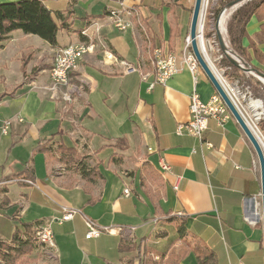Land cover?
I'll return each instance as SVG.
<instances>
[{
  "label": "crops",
  "instance_id": "1",
  "mask_svg": "<svg viewBox=\"0 0 264 264\" xmlns=\"http://www.w3.org/2000/svg\"><path fill=\"white\" fill-rule=\"evenodd\" d=\"M41 1L67 18L56 45L19 30L0 42V240L22 234L25 223L34 230L50 222L57 264H144V254L161 264H199L198 254H212L211 264H264L259 165L245 134L233 117L209 119L201 140L176 134L189 120L190 94L205 102L216 93L201 68L194 76L183 67L149 89L152 49L179 55L191 0H132L124 33L107 18L116 0ZM259 24L249 19V37ZM89 42L94 53L69 81L83 80V92L67 104L65 86L49 88L54 53ZM105 49L134 70L105 61ZM59 143L77 163L60 161ZM64 208L80 214L60 224ZM83 216L111 231L85 239Z\"/></svg>",
  "mask_w": 264,
  "mask_h": 264
},
{
  "label": "trees",
  "instance_id": "2",
  "mask_svg": "<svg viewBox=\"0 0 264 264\" xmlns=\"http://www.w3.org/2000/svg\"><path fill=\"white\" fill-rule=\"evenodd\" d=\"M233 1L235 0H219V6L215 10V15L217 16ZM252 16H255L260 24L258 32L254 33L252 37H249L245 27ZM66 19V16L62 13L56 12L52 14L41 0L2 2L0 3V42L6 40L12 32L19 30L26 35H36L49 45L55 46L58 31L68 30ZM226 32L230 52L236 55L242 65L251 67L255 72H260L258 68L251 64V61L255 60L264 65V54L257 48V45L264 46V0H248L240 5L229 18ZM244 38L248 40L246 47L242 45ZM188 49L191 51L190 47ZM248 50H251L252 54ZM219 64L222 68L229 67L231 69L232 74H229L227 70L225 74L232 80L237 81L240 91L245 86H249L248 82L244 79L241 69L231 64L226 56L222 57ZM258 126L264 134V119L259 122ZM41 150L46 151L47 149L45 146H42ZM55 151L59 154L60 161L66 167L78 162V155L75 150L66 147L62 143L57 145ZM23 227V233L16 232L10 243L0 241V259L6 264H28L30 262L27 261L25 255L32 254L35 248L34 230L32 224L25 223ZM183 231L184 226L182 223L178 227V233L181 234ZM144 256V264H161V262H156L145 254ZM163 256L161 254V258ZM197 260L199 264H211L212 254H198Z\"/></svg>",
  "mask_w": 264,
  "mask_h": 264
},
{
  "label": "built area",
  "instance_id": "3",
  "mask_svg": "<svg viewBox=\"0 0 264 264\" xmlns=\"http://www.w3.org/2000/svg\"><path fill=\"white\" fill-rule=\"evenodd\" d=\"M132 0H116L117 6L110 9L107 13V18L113 29L119 33H124L132 25V16L135 10V4H131ZM224 14V13H223ZM219 29V26H218ZM221 34L225 33V28L221 30ZM189 40H187L186 48H184L179 55L174 54L166 47L157 46L152 49V56L155 58V65H153V72H159V79H153L149 84V89L153 87L154 84L165 85L170 78L179 73L183 67L192 74L196 75L199 70V65L190 50H187L189 45ZM227 46V44L225 43ZM94 46H91V43H83L79 45H68L65 48H59L55 51L54 57H56L55 70L50 71V90L56 91L58 88H64L65 80L62 78V67L64 65V58L77 57V54L81 53H94ZM105 61L115 62L125 71H133L134 67L125 62L124 60L118 59L111 51L103 50L102 53ZM213 74L220 82L221 86L226 91L228 97L233 102L234 106L241 115L240 110L232 100L229 92L222 83V79L216 76L214 68L212 67ZM148 74H142V79L146 80ZM224 82V81H223ZM85 82L79 80V95L83 92ZM228 86V85H226ZM62 100L69 103L68 96L62 93ZM258 101V100H257ZM262 110V107H261ZM263 112V111H262ZM232 115L230 114L228 108L220 98V96L215 93L207 101H202L199 98V95L196 91H193L189 96V120L186 123L178 124L176 127V134H188L202 139L203 133L207 129V123L209 119L216 120L220 125L224 124ZM242 117V115H241ZM244 120V118L242 117ZM245 122V121H244ZM246 123V122H245ZM10 121H4L1 132L6 134L8 132ZM254 135V134H253ZM264 138V137H263ZM161 167L165 170H169V166L166 163L161 162ZM129 190H124V195H128ZM80 214L79 210L72 208H64L60 218H56V222L63 223L73 218V216ZM89 218L83 216V221L86 227L85 239H93L99 237L104 232H110L111 230L107 227H102V231H93L91 228H88ZM37 231L41 232V239H46V249H39L41 252H47V260L51 264H57V250L54 240L53 233L50 228V222L43 223L36 227ZM35 244L36 240L34 239Z\"/></svg>",
  "mask_w": 264,
  "mask_h": 264
},
{
  "label": "rangeland",
  "instance_id": "4",
  "mask_svg": "<svg viewBox=\"0 0 264 264\" xmlns=\"http://www.w3.org/2000/svg\"><path fill=\"white\" fill-rule=\"evenodd\" d=\"M245 1L246 0H244L242 3H239L238 5H236L232 8H227V7L224 8L216 16L215 10L218 9L219 0H206V2H205L206 7L204 6V13H203L205 19H204V29H203L202 42L204 44V51H206L205 53H206L207 57L206 56L205 57L208 58L211 66H213L219 73H221V70H224V73L221 74V77L226 82V85H228L229 89H232V87L237 88V90L239 92V96H237V98L235 99L237 105L240 108L245 109V106L248 103L247 100H253V101L258 100L261 102V107H262V110L260 108L261 116H260L259 121H257L256 126H257L258 130L260 131L262 137H264L263 132L260 130V128L258 126L259 122L262 119H264V80L260 81L254 73L244 74L243 73L244 71L241 69V71L244 75V79L248 82V85L250 86V88H249V86H245L244 89L242 91H240V89L236 83L237 81L232 80L229 76L227 77L225 74L226 69L220 67V64H219L220 60L222 59L223 56H225V54L222 52V50L220 48V45H219V42L217 39L216 27L218 29L219 23L223 19V27L225 28V33L221 34L219 29H218V32L220 33V36L223 39L224 44L225 43L227 44V46L225 45L227 48L226 52L229 55H233L229 49V42H228V38H227L226 26H227V22H228L229 18L231 17L232 13L240 5H242ZM193 5H194V0H191V2L189 4V10H187L188 14H187V19H186L185 31L182 35L181 42H180L181 43V46H180L181 51L184 48H186V45H187V39H188V35H189V26H190V20H191ZM188 47H187V50H189ZM242 66H244V65H242ZM244 67L247 68L249 66H244ZM199 69H200V67H199ZM228 73L232 74V71H228ZM231 118H232V116H231ZM250 120H252L251 117H250ZM35 229H34V231H35ZM22 237H23V235H22ZM33 237H34V233H33ZM5 242L10 243L7 241H5ZM25 256L27 258V261H30V262H28V264H51L44 257V255H42V252H41V250H39V247L37 244L35 245V248H34L32 254H26ZM0 264H6V263L0 259ZM14 264H18V263H14Z\"/></svg>",
  "mask_w": 264,
  "mask_h": 264
},
{
  "label": "water",
  "instance_id": "5",
  "mask_svg": "<svg viewBox=\"0 0 264 264\" xmlns=\"http://www.w3.org/2000/svg\"><path fill=\"white\" fill-rule=\"evenodd\" d=\"M244 0H235L231 2L227 8H232L239 3H242ZM203 6V0H194V5L192 9V15L190 20V26H189V35L188 39L190 40L189 45L192 54L194 55L199 67L202 69L210 83L215 89V92L220 96L226 107L228 108L230 114L235 119L236 123L239 125L243 133L245 134L246 138L248 139L249 143L251 144L255 155L258 160L259 165V175H260V186H261V206H262V224H263V243H264V149L260 146L258 140L253 135L250 128L247 126V124L242 119L241 115L239 114L238 110L234 106L233 102L228 97L226 91L221 86L220 82L217 80L215 75L212 71V66L209 63V61L206 59L205 55L202 53L199 43L197 41V30H198V22L199 17L201 15ZM216 33H217V39L220 45V48L222 52L225 54L228 61L233 64L234 66L242 69L245 73H254L256 77L261 81L264 79V74L260 72H255L252 68L244 67L239 63L238 58L236 55H229L226 52V46L223 42V39L220 36V33L218 32V29L216 27Z\"/></svg>",
  "mask_w": 264,
  "mask_h": 264
},
{
  "label": "bare ground",
  "instance_id": "6",
  "mask_svg": "<svg viewBox=\"0 0 264 264\" xmlns=\"http://www.w3.org/2000/svg\"><path fill=\"white\" fill-rule=\"evenodd\" d=\"M205 2H206V0H203L202 11H201V15L199 17L198 30H197V41L199 43V46H200L202 53L206 56V53H205L206 51H204V44L202 42L203 29H204V19H205L203 13H204V6L206 7ZM222 21H223V19L219 23L220 33H222L221 32ZM189 42H190V40H189ZM84 54L85 53H81V54H77V57L64 58V65L62 67V78H63V80L66 81V83H64V86L66 87V92L64 94L68 96L69 103L72 102V95L75 94L76 96H79V86L77 84L72 85V84H70L69 81H70L71 75L73 73L77 72L78 67H79V62H80L81 58L84 56ZM206 59L208 60V58H206ZM55 65H56V57L53 58L52 68H50L51 69L50 71L55 70ZM153 65H155L154 56H153ZM214 72H215L216 76L219 77V79H222L221 74L224 73V70H221V73H219L214 68ZM155 79H159V72H155ZM221 81H222L223 85L225 86V88L227 89V91L229 92L232 100L234 101V103L236 104L238 109L240 110L241 115L244 118V121L246 122L247 126L250 128V130L252 131V133L254 134L256 139L258 140L262 149H264V138L262 137L260 131L258 130V128L256 126V123H257V121H259L260 116H261V111H260L261 102L260 101L247 100L248 103L245 106V109L240 108L235 101L237 96H239V92H238L237 88L232 87V89H229L228 86H226V82L223 79ZM250 117L252 120H250ZM88 228H91V230H93V231H102V228L97 226L91 220H88ZM34 239H39V240H36V244L38 245L39 249H46V239H41V232L37 231L36 229L34 231ZM42 255H44V257L47 259V252H42Z\"/></svg>",
  "mask_w": 264,
  "mask_h": 264
}]
</instances>
